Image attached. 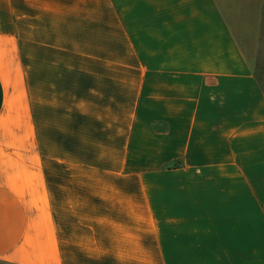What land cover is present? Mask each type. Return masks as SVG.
I'll use <instances>...</instances> for the list:
<instances>
[{"label":"crops","instance_id":"obj_1","mask_svg":"<svg viewBox=\"0 0 264 264\" xmlns=\"http://www.w3.org/2000/svg\"><path fill=\"white\" fill-rule=\"evenodd\" d=\"M0 264H264V83L217 0H0Z\"/></svg>","mask_w":264,"mask_h":264},{"label":"rangeland","instance_id":"obj_2","mask_svg":"<svg viewBox=\"0 0 264 264\" xmlns=\"http://www.w3.org/2000/svg\"><path fill=\"white\" fill-rule=\"evenodd\" d=\"M243 52L264 83V0H217Z\"/></svg>","mask_w":264,"mask_h":264}]
</instances>
